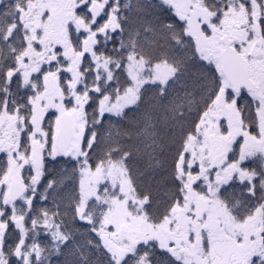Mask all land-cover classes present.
I'll return each instance as SVG.
<instances>
[{"label":"snow or ice","instance_id":"obj_1","mask_svg":"<svg viewBox=\"0 0 264 264\" xmlns=\"http://www.w3.org/2000/svg\"><path fill=\"white\" fill-rule=\"evenodd\" d=\"M0 264H264V0H0Z\"/></svg>","mask_w":264,"mask_h":264}]
</instances>
